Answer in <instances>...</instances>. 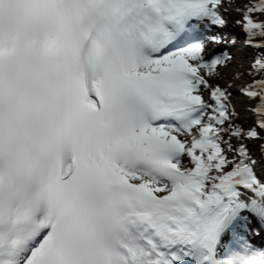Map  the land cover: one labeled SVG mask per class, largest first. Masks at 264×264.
Returning a JSON list of instances; mask_svg holds the SVG:
<instances>
[{
	"label": "snow or ice",
	"instance_id": "obj_1",
	"mask_svg": "<svg viewBox=\"0 0 264 264\" xmlns=\"http://www.w3.org/2000/svg\"><path fill=\"white\" fill-rule=\"evenodd\" d=\"M224 4L0 0V264H264V55L245 124ZM237 12L264 50V0Z\"/></svg>",
	"mask_w": 264,
	"mask_h": 264
},
{
	"label": "bare ground",
	"instance_id": "obj_2",
	"mask_svg": "<svg viewBox=\"0 0 264 264\" xmlns=\"http://www.w3.org/2000/svg\"><path fill=\"white\" fill-rule=\"evenodd\" d=\"M244 0H225L224 6L227 8L226 15L227 16H235L238 15L237 11L234 10L231 6H241ZM236 17V16H235ZM206 35H216L222 37V44L216 45V44H208L206 49V56H216L220 55L222 52L226 53L228 56L231 57L230 61L226 65L218 67L219 76L216 77L211 81V83L216 84L218 86H222L221 88L227 86V83L232 84L235 79H238L239 82H242L243 75H245L243 71L244 67V61L250 54L251 50L249 49V45H242L240 48L235 47H229L228 42H232V40H235L239 37V35H242L241 28L229 24L226 27L220 29L216 27L209 26L207 29ZM223 81V83H222ZM247 83V82H245ZM244 83V84H245ZM229 84V85H230ZM238 90L237 88H231L230 91L233 93L234 91ZM207 99L208 97L205 96ZM232 101H234L232 107H235L236 109L240 110V107L246 106V103H239L240 101H244V98H237L234 99V97L231 96ZM255 231L258 235L254 237V241L257 246L264 245V234L261 233V229L259 227L255 228Z\"/></svg>",
	"mask_w": 264,
	"mask_h": 264
},
{
	"label": "rangeland",
	"instance_id": "obj_3",
	"mask_svg": "<svg viewBox=\"0 0 264 264\" xmlns=\"http://www.w3.org/2000/svg\"><path fill=\"white\" fill-rule=\"evenodd\" d=\"M231 7L234 10L237 11V9L240 8L241 6H231ZM224 8H227V7L224 6ZM235 16H232V17H234V18H240L239 15H235ZM243 37H244V34L242 33V35L240 34L239 37L234 40L235 41L234 44L232 42H228V46L229 47H235V48L242 47L241 46V43H242L243 39L245 38V37L244 38ZM249 49L251 50V52L248 55V57L246 58V60L244 61V64L245 65L243 67V71H244L245 75L242 76L243 77V79L241 80L242 82H239V80H238L239 78H238V79H235L232 84L227 83L226 84L227 86H225L223 88L228 89L229 91H230L231 88H237V89H239L240 87H242L244 85L245 82H249L250 83L252 81L253 77L251 75H248V73L251 70V64L254 61V57L264 55V50L254 49V48H251L250 46H249ZM256 78L258 79L259 77H256ZM222 83H223V81H222ZM220 87H222V86H220ZM204 95L208 97V93L207 92H205ZM232 97H234V99H237V98L243 99V97L239 95V93H238L237 90L232 93ZM244 103H246V102L244 101ZM248 106L249 105L247 104L246 106L240 107L239 108L240 110H238L235 107H233L236 111L240 112V119L245 124H247V123L250 122L251 117H250V115L246 111H241V109L242 108H245L246 109Z\"/></svg>",
	"mask_w": 264,
	"mask_h": 264
}]
</instances>
